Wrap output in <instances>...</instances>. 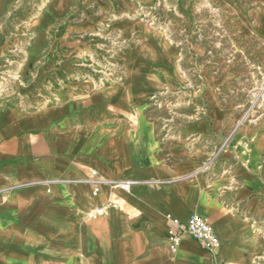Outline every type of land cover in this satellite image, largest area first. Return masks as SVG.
<instances>
[{
  "label": "crops",
  "instance_id": "1",
  "mask_svg": "<svg viewBox=\"0 0 264 264\" xmlns=\"http://www.w3.org/2000/svg\"><path fill=\"white\" fill-rule=\"evenodd\" d=\"M54 1L0 0V44L37 16L28 50L35 73L21 84L38 91L0 107V264H264V129L237 128L230 106L209 89L195 121L162 134L137 108L152 90L145 80L121 95L62 80L68 65L49 64L48 56L54 27L69 19ZM211 2L264 59V0ZM44 61L53 73L41 87ZM219 141L226 143L209 163ZM91 170L138 184L115 192L119 209L84 221L110 194L103 187L92 197L79 182ZM193 214L213 227L215 253L188 237L170 250L168 219Z\"/></svg>",
  "mask_w": 264,
  "mask_h": 264
},
{
  "label": "rangeland",
  "instance_id": "2",
  "mask_svg": "<svg viewBox=\"0 0 264 264\" xmlns=\"http://www.w3.org/2000/svg\"><path fill=\"white\" fill-rule=\"evenodd\" d=\"M59 5L69 20L54 27L50 43L55 50L48 63L68 65L62 69V80L91 85L97 92L115 90L118 95L127 85L145 80L152 90L137 108L162 134L176 124L195 121L204 111L201 98L209 89L230 106L237 128L264 129V59L242 45L211 0H61ZM36 17L0 44V49L10 50L0 51V107L5 98L38 93L21 84L35 73L28 50ZM42 63L41 87L53 73ZM52 84L58 90L65 86ZM48 91L49 87L39 93ZM219 142L209 163L216 161L226 143ZM236 160L233 152L230 161ZM236 187L239 184L234 183Z\"/></svg>",
  "mask_w": 264,
  "mask_h": 264
},
{
  "label": "built area",
  "instance_id": "3",
  "mask_svg": "<svg viewBox=\"0 0 264 264\" xmlns=\"http://www.w3.org/2000/svg\"><path fill=\"white\" fill-rule=\"evenodd\" d=\"M79 182L90 187L92 197L98 196L103 187L110 190L107 201L87 211L84 214V221L95 220L105 215L109 210L119 209L120 203L115 192H129L133 186L138 184L133 180H106L95 170H91L89 177ZM168 221V245L171 251L177 250L185 237L195 240L202 249L210 253H215L219 249L220 242L213 227L199 215L193 214L185 222L174 218H169Z\"/></svg>",
  "mask_w": 264,
  "mask_h": 264
}]
</instances>
